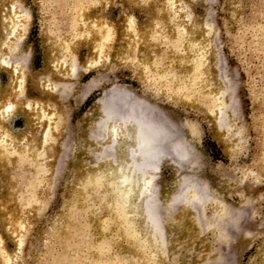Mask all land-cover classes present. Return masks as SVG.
Wrapping results in <instances>:
<instances>
[{"label": "rangeland", "instance_id": "1", "mask_svg": "<svg viewBox=\"0 0 264 264\" xmlns=\"http://www.w3.org/2000/svg\"><path fill=\"white\" fill-rule=\"evenodd\" d=\"M179 8L0 0V50L24 77L11 103L41 99L48 114L44 140L35 124L13 149L0 148V264H264V0H184ZM97 20L110 30L88 65ZM62 43L73 54L55 81H43ZM8 81L0 68V94ZM110 90L121 113L134 103L155 110V120L159 113L169 138L150 223L137 197L125 200L116 187L115 158L97 159L113 141L94 134V104ZM26 121L13 107L0 124L22 136ZM174 142L186 150L179 163ZM184 181L192 188L169 205Z\"/></svg>", "mask_w": 264, "mask_h": 264}, {"label": "bare ground", "instance_id": "2", "mask_svg": "<svg viewBox=\"0 0 264 264\" xmlns=\"http://www.w3.org/2000/svg\"><path fill=\"white\" fill-rule=\"evenodd\" d=\"M167 4L169 6H172L175 9V12H177V10H180L179 6L184 4V0H167ZM18 15L19 14L17 10L13 7V5H11L9 8V19H10L11 27L13 29L14 27L12 24H16L18 22L19 20ZM184 19H187L186 21L190 22V18L188 20L187 17H184ZM98 20L93 22L91 21L92 24L90 28H92L95 34L91 46L92 52H90L87 62L88 65H92V62H97L100 52L103 53V51H105L104 49L106 48L105 40H106V36H108L109 34L108 30L110 29H108V26L103 20H102L103 22H100ZM127 23H128L127 28L131 29L132 18H128ZM103 28H105L106 30L105 36L102 35ZM80 36L77 35V37ZM69 43L68 44L62 43L61 45L62 55L58 58H55V61L52 62L51 64L52 66L50 67V70L46 72L43 81H55L51 78H53L56 71H59L57 67L62 68L63 65H65L68 59L72 56L71 54H73L72 49L74 47L73 45H71L72 43L71 44ZM4 53H5V48L3 49L2 47V50H0V68L8 71L9 81L6 88L0 94V120L2 117L7 116V114L10 113L13 107H15L17 112L22 113L27 119L26 129L23 130L24 132L22 136H18L15 133H12V131L10 132L2 124H0V143L3 144L2 145L3 147L0 146V148H3V150L5 149L10 150L14 148L13 146L16 142L19 143L22 139H24V137H26L29 128L33 127L35 124L40 129L39 131L42 135V138L45 135H47L48 127L46 124L47 122L44 119L48 116V114H46L45 112H41V106L43 103L41 99L24 101V103L20 102V103H16L15 105L11 103L12 102L11 97L18 90L17 87L19 88L21 86V83L24 81V77L19 75L20 73L17 74L18 72L15 69L16 67L14 65L12 66L10 63L12 59L10 60V58H6ZM47 84L48 83L44 85V90L46 93L49 92V87H50ZM113 102H115V98L112 96V91L110 90L109 92L103 94V96L100 99H98L94 104V114L92 116L93 128H95L94 134H97L104 130L106 131V134H108L107 137L110 136V138L112 139L111 141H113L111 142L110 146H108L109 154L106 155L103 153L105 157H102L103 156L102 155L101 158H97V159L104 158L103 160L107 161L109 160L108 158L111 159L115 158V160L114 159L113 160L115 163L114 165H116V170H114V173H112L111 177H113L114 174L117 175L118 186L116 187L121 188L122 191H124L123 193L124 196L126 197L125 200H127L131 196H134V198L137 197V199L140 202V207H141V211L143 212L144 219L147 223H150V221L153 220V218L157 213V208H156L157 190L153 188V181L155 176L158 174L160 168L159 166L162 160L165 158L163 154L164 151L163 145H165L164 144L165 142H169V138L166 135L167 134L166 131L162 127V122L160 121L161 117L160 119L158 118L159 113L157 114L158 116L156 115V120L153 119V117H151L153 116L152 113L153 114L156 113L155 110L154 112H152V109H149L152 112L149 115L146 113L147 110H145L146 112L144 111L145 112L144 113L142 110L138 109L140 105L139 106L137 105L138 107L136 106L137 107L136 108L135 103L133 102L134 104L130 106V110L125 112L123 111L124 113H121L120 111L117 110L118 108L115 107V104H113ZM117 104L118 103H116V106ZM142 105L144 104L142 103ZM221 112L222 111H220V113ZM94 140L96 141V139ZM26 146L29 147V145ZM30 148L31 147H29L28 149L30 150ZM170 148H172L173 150L175 163H179L181 160H184L185 157L184 152L186 150L182 148L179 142L172 143ZM118 149H120L119 152L121 154L119 158L116 157V153H118L117 152ZM30 153H32L31 150ZM116 175L114 177H116ZM184 184L185 181L183 185ZM187 184H185L184 187L183 185H181V187L177 191H175L172 199L169 202V205L171 206L174 204L178 205L183 202L186 192L189 189H191L193 186ZM192 204L190 205L191 207L194 206ZM194 208L196 210L197 206L193 207L192 210H194ZM4 255L5 254H3V256ZM6 257L7 256H5V258Z\"/></svg>", "mask_w": 264, "mask_h": 264}]
</instances>
